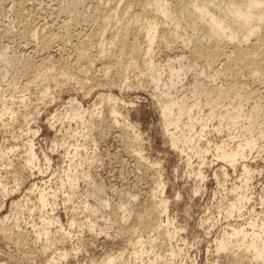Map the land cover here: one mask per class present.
Returning a JSON list of instances; mask_svg holds the SVG:
<instances>
[{
	"label": "rangeland",
	"instance_id": "obj_1",
	"mask_svg": "<svg viewBox=\"0 0 264 264\" xmlns=\"http://www.w3.org/2000/svg\"><path fill=\"white\" fill-rule=\"evenodd\" d=\"M104 1L105 9L95 10ZM166 2L180 23L176 33L155 4L144 10L129 0H0V100L16 111L0 120V153L18 146L0 158V262L103 264L111 255L114 264H260L235 243L233 229L250 233V222L258 230L264 221V44L251 48L256 74L232 58V45L211 59L216 44L200 53L186 40L201 36L184 13L193 0ZM76 9L92 19L77 17ZM150 17L160 27L153 67L145 55L116 46L119 35L132 42V28L143 29ZM104 53L111 58L101 62ZM180 55L182 79L170 94L198 101L195 117L210 116L201 135L199 120L183 118L186 134L177 130L173 145L169 132L176 130L161 116L164 86L155 88L149 74L161 72L167 81L165 66L177 65ZM232 107L240 109L234 121ZM28 127L36 130L32 164L24 146ZM238 143L250 174L241 158L234 168L217 157L216 145L231 151ZM39 189L45 211L63 228L48 226L49 239L39 223Z\"/></svg>",
	"mask_w": 264,
	"mask_h": 264
},
{
	"label": "bare ground",
	"instance_id": "obj_2",
	"mask_svg": "<svg viewBox=\"0 0 264 264\" xmlns=\"http://www.w3.org/2000/svg\"><path fill=\"white\" fill-rule=\"evenodd\" d=\"M131 4L139 5L142 9H146V7L151 6L155 4L156 6V12L162 16L165 20V22H169L173 24L174 33H176L177 27H179L180 23L178 19H175V14L168 10V4L166 0H129ZM21 3V2H20ZM22 4V3H21ZM102 6L96 5L95 10H104L105 4H109L107 1L102 2ZM75 6L72 3L69 4L70 9ZM147 7V8H148ZM103 12V11H102ZM107 12V11H105ZM143 12V11H142ZM82 13V12H81ZM76 9L75 14L79 18H87L90 20L92 19V15L85 16L84 14H81ZM97 13V12H96ZM129 13V11H127ZM185 15L188 19H192L196 25L199 26L201 36L196 38H188L186 39L188 42H195L197 43V46L200 48H197V50L200 53L206 52L204 48H201L204 46H209L210 43L216 44L215 49L210 52L211 59L213 57H219L220 51L222 52L221 46L223 44L232 45L231 47L233 50L231 51L232 54L235 53V57L232 58L234 60H238L244 67H251L253 72L256 74L257 64H259L258 60L252 56L251 48H253L255 45L264 44V25L262 26V23L264 21V0H193V3L189 9H187L185 12ZM142 13L135 14L136 16L141 15ZM108 17V15H107ZM84 18V19H85ZM153 17L146 18V23L143 27V29H139L138 27H131L133 29L132 39L133 41L127 42L122 35H119L116 46L121 49H128L130 53H136L140 56L145 55L146 59L149 60L150 66H154V61L152 60V52L153 47L156 41V38L158 36L159 32V23L156 20L152 19ZM83 19V20H84ZM164 29V28H162ZM105 33V30L102 32V34ZM129 34V33H127ZM142 37L143 41L142 44H139L137 42V39L139 37ZM254 38V43H251V45H248V42ZM181 42L183 43L182 46H179L180 52L184 53V50L187 49V44L185 43V39L182 38ZM171 49V45H168ZM41 50H48L49 49V39H42L41 41ZM178 48V47H176ZM175 49V48H174ZM172 49V50H174ZM171 50V51H172ZM177 50V49H176ZM200 50V51H199ZM223 54V53H222ZM221 54V55H222ZM3 52L0 53V61L3 60L2 56ZM111 54H102L99 57V61H107L110 60ZM209 55V56H210ZM226 56V55H225ZM79 58L74 60V62H80L81 60H84V56H78ZM208 58V56H207ZM231 58V57H230ZM230 59L228 63H232L234 61L233 59ZM183 56H179L178 58H175V63L177 65L167 64L165 67H167L168 71V79L167 81L163 82L161 79V72H155L154 70H151L150 76L153 83V86L155 88H159L161 85L164 86V90L162 92L165 93V101L160 104L161 107V116L164 119V122L166 123V126H172L173 129L176 131L169 132V135L172 139L173 145L175 144V139L177 138V130H179L183 135L186 133L180 128V122L183 118H187V121L191 123L192 120H199L201 129L199 131L198 135L203 134V131L207 127V121L210 115H206L205 117H200L192 114L193 108L198 107V101H193L191 103H187V99L185 96H172L170 94V89L175 87L176 83H180L182 78H180V73L183 72V65L182 60ZM68 61V60H67ZM82 62V61H81ZM73 63V62H72ZM260 64L264 66V57H262ZM229 65V64H227ZM183 75V74H182ZM41 78V77H40ZM180 78V79H179ZM179 81V82H178ZM161 84V85H160ZM194 89V93H195ZM49 93V87L47 86L43 92H41L42 97H45ZM22 102H24V98L21 99ZM205 104H210V101H207ZM257 107V104L255 108ZM234 109V115L230 117L231 121H234L236 118H238V113L240 112V109L238 107H232ZM8 116L10 120L13 119L16 115V111L14 108L8 104L5 103V100H0V120L3 119V116ZM75 115V114H72ZM199 115V114H198ZM55 114L52 116V119L55 118ZM50 126H53L54 122H50ZM251 125L249 124V127ZM246 128V132H250V129ZM193 128V127H192ZM37 129V128H36ZM36 133V130H32L30 127L27 128V136L30 138H27V140L24 143L25 150L27 152V160L26 163L32 164L35 163V160H37V152L35 150V145L33 138V134ZM123 140L128 137L126 135V131L122 132ZM181 135V134H180ZM264 135V131L261 130L259 133V136ZM254 140L248 141L245 144L246 146L251 147ZM18 146L10 148V151L16 150ZM201 148V147H200ZM217 151V157L220 160H225L229 163V165L234 166L236 168V163L239 161V166L245 170L246 173L250 174L252 171L251 167L248 164H245V160L247 156L244 155V152L242 150L244 149L243 144L240 143L237 144V148L231 150V151H224V148L220 145L215 146ZM207 147H203L202 151H206ZM10 151H4L0 153V158L8 155ZM45 159L48 160V156L45 155ZM225 177L228 176L226 172H222ZM199 178L202 179L201 172H198ZM214 179L219 180V175H221L220 172H215ZM159 183H157L158 185ZM44 189H39L37 192L38 199L37 201L41 203V209L43 211L42 214H40L39 219L42 224V226H46L44 229L43 235L46 239L50 238L49 232L46 230L48 226H51L52 224H58L60 229L62 230V225L56 217H53L45 211L47 206L49 204H44L46 201V193L44 192ZM3 192H5V189H3ZM53 211V210H52ZM74 221L71 220L70 224H72ZM35 224V223H34ZM35 226V225H34ZM251 232H247L246 229L240 228V229H233L235 234V243L238 246H242L245 250H252L254 252V259L259 261L260 264H264V221L261 222V224L258 225L260 229H256L257 223L256 222H250L249 223ZM36 232V230H35ZM67 236H70V232L64 233ZM37 235H41L40 232H37ZM249 238V239H248ZM140 242V240H137L136 243ZM226 247V244L223 240H221L218 243V249H224ZM69 255L68 252L61 253L60 258L65 259ZM58 257V258H59ZM59 258V259H60ZM53 260V259H52ZM61 260V259H60ZM116 258L112 257L111 255H108L106 260L103 261V264H114ZM56 262L57 260L54 259ZM0 264H8V262H0Z\"/></svg>",
	"mask_w": 264,
	"mask_h": 264
}]
</instances>
